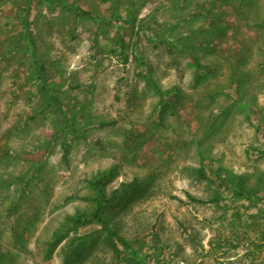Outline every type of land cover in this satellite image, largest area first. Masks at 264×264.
I'll return each mask as SVG.
<instances>
[{
	"label": "rangeland",
	"instance_id": "obj_1",
	"mask_svg": "<svg viewBox=\"0 0 264 264\" xmlns=\"http://www.w3.org/2000/svg\"><path fill=\"white\" fill-rule=\"evenodd\" d=\"M29 3L0 0V264H264V0ZM112 168L129 250L75 221Z\"/></svg>",
	"mask_w": 264,
	"mask_h": 264
},
{
	"label": "trees",
	"instance_id": "obj_2",
	"mask_svg": "<svg viewBox=\"0 0 264 264\" xmlns=\"http://www.w3.org/2000/svg\"><path fill=\"white\" fill-rule=\"evenodd\" d=\"M26 3H27V1H26ZM30 3L28 0V4H27L28 7L24 10L25 13H27V14L29 12ZM35 74H37L38 80L41 81L40 85H41V92L43 94L44 103L48 107L54 105V106H56V108H59L60 107L59 96L54 92V90H52V88L48 82V78L46 77L44 66L38 62H35ZM67 125H68V128L70 131L75 130V126L73 123L68 122ZM66 145H67V143H66ZM114 172H115V168H112L111 170H107L105 172L100 173L99 178L95 177V178H93V180L90 181V184L92 185V187L94 188V190L96 192V198H95L96 210L93 212L80 213L79 215L76 216L75 221L77 224H82L85 222L86 219L91 218V219L95 220L96 222L103 224L104 225V231H106L107 234L110 236L112 244L114 245V247L115 248L117 247V244L115 243V241H119V243L123 246L124 249L129 250L132 248L131 244L129 242H126L122 238H120L118 235V232L115 231L113 228L105 225L106 223H105L104 217L100 214V211H99V209L102 208L103 206L111 205L114 202V200L116 199L117 194H114V196L111 197V199H107L106 194L104 193V190H103L104 181L109 179L114 174ZM204 174H202V171L200 170V176L204 177ZM212 183H213V185H217V186L219 185V181L217 179H212ZM190 198L193 201H199V202L201 201V200H197L193 197H190ZM61 238L62 237L59 238V235L57 234V239L60 240ZM58 240H55L53 242H55L57 244ZM134 254H136V252H134ZM70 257H72V255H71L70 251H68L66 254V260L68 261L70 259Z\"/></svg>",
	"mask_w": 264,
	"mask_h": 264
}]
</instances>
